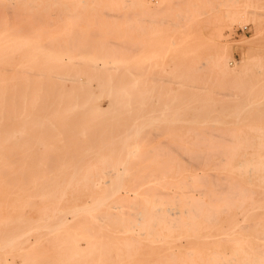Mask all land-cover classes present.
I'll list each match as a JSON object with an SVG mask.
<instances>
[{
	"label": "bare ground",
	"instance_id": "bare-ground-1",
	"mask_svg": "<svg viewBox=\"0 0 264 264\" xmlns=\"http://www.w3.org/2000/svg\"><path fill=\"white\" fill-rule=\"evenodd\" d=\"M6 1L0 264H264L262 85L198 60L156 90L120 48L147 0Z\"/></svg>",
	"mask_w": 264,
	"mask_h": 264
},
{
	"label": "rangeland",
	"instance_id": "rangeland-1",
	"mask_svg": "<svg viewBox=\"0 0 264 264\" xmlns=\"http://www.w3.org/2000/svg\"><path fill=\"white\" fill-rule=\"evenodd\" d=\"M253 2L254 0H147V4L139 7L136 14L132 15L138 19V22L130 23L132 28L128 29L129 25L126 26L123 19L119 22L120 31L126 37L135 35L138 42L135 44L136 48L130 47L134 44L125 46L124 43L120 46L128 52L124 65L136 62L143 68L138 69L139 76L152 79L158 90L161 89L159 82L172 75L169 71L172 65L181 66L188 61L200 60L204 62L201 73H212L214 67L219 66L222 68L221 82L228 81L230 74L236 77L246 76V82L259 83L262 85L260 91H264V15L253 17L246 13L247 7L244 6L245 3ZM6 3V6L11 4L15 7L18 0H8ZM190 3L193 7L189 10ZM128 11L134 12L123 10V18L129 16ZM172 22L176 25L173 26ZM84 28L80 27L85 30ZM94 29L92 27L91 31ZM227 62L229 67L235 68V72L226 71ZM171 86L176 88L175 82ZM192 90L205 91L202 88ZM207 90L215 91L217 94L213 97L217 99L231 98L232 89L212 87ZM152 99L157 103L159 97L155 95ZM100 101L98 106L107 108V97H102ZM156 138L162 137L152 139L157 140Z\"/></svg>",
	"mask_w": 264,
	"mask_h": 264
}]
</instances>
